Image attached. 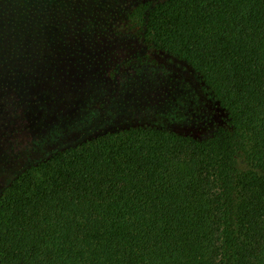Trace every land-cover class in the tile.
Listing matches in <instances>:
<instances>
[{
	"label": "trees",
	"instance_id": "trees-1",
	"mask_svg": "<svg viewBox=\"0 0 264 264\" xmlns=\"http://www.w3.org/2000/svg\"><path fill=\"white\" fill-rule=\"evenodd\" d=\"M0 264H264V0H0Z\"/></svg>",
	"mask_w": 264,
	"mask_h": 264
},
{
	"label": "rangeland",
	"instance_id": "rangeland-1",
	"mask_svg": "<svg viewBox=\"0 0 264 264\" xmlns=\"http://www.w3.org/2000/svg\"><path fill=\"white\" fill-rule=\"evenodd\" d=\"M159 58V57H158ZM163 57H161L160 59H162ZM159 60V59H158Z\"/></svg>",
	"mask_w": 264,
	"mask_h": 264
}]
</instances>
